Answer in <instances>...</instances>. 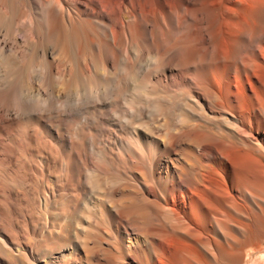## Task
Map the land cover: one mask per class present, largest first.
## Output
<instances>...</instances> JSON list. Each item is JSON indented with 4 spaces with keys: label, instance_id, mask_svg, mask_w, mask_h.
Instances as JSON below:
<instances>
[{
    "label": "bare ground",
    "instance_id": "bare-ground-1",
    "mask_svg": "<svg viewBox=\"0 0 264 264\" xmlns=\"http://www.w3.org/2000/svg\"><path fill=\"white\" fill-rule=\"evenodd\" d=\"M27 119L49 140L8 143ZM73 119L102 123V172L71 175L94 151ZM0 162L25 169L0 176V264H242L264 240V0H0Z\"/></svg>",
    "mask_w": 264,
    "mask_h": 264
},
{
    "label": "rangeland",
    "instance_id": "rangeland-1",
    "mask_svg": "<svg viewBox=\"0 0 264 264\" xmlns=\"http://www.w3.org/2000/svg\"><path fill=\"white\" fill-rule=\"evenodd\" d=\"M73 120H74L72 122V126L73 127L71 126L70 134H71V137L72 136L74 137V138L72 137V139L75 140L74 149L76 151L79 150L78 152H83L81 147L79 145H76V144L80 143V142L87 141V142H89L91 144V147L93 148L94 151L85 152L86 155H87V158H84V159H77V158H75L76 156H73L71 158V160H70V166H71L70 167V173H71V175H74V173L77 174V173H80V172H83V171H87L88 173H90V172L91 173H93V172H102V153H98V152L102 151V123L100 121L99 122L96 121V122L91 123V122L85 120L79 125V124H77L78 120L77 121L75 119H73ZM21 123L25 127L21 126ZM18 126H20V127H12L11 126L12 127L11 128V133H12L11 134V140L8 143L13 142L14 140L22 139V140H20L21 141L20 143L22 145H24V146L26 145V143L24 142L25 141L24 135L22 133H18V132L15 133V131H16L15 129L20 130L22 128H24L22 130H28V129L37 130V132H38L37 135L39 136L38 138H40L41 135L43 136V137H41V142L42 143H45L46 141L49 140L47 138V135L40 129L38 124L32 119H29V120L27 119L25 121L23 120V121L20 122V124ZM34 126H35V128H34ZM29 127H31V128H29ZM25 128H27V129H25ZM59 128H61L63 130L62 127H59ZM72 128H74V129H72ZM14 135L16 137L17 136L19 137L20 135H22V136H20L19 139H18V137L15 138ZM44 146H45V144L43 145V147ZM83 148L87 150L88 149V144L86 143ZM25 150H27V151H25ZM20 151L22 152V153L20 152L22 154V156L24 155L23 157L27 161L28 158H29L28 149L25 147V149H23V151H25L24 153H23L22 150H20ZM53 152L55 154L54 156L56 157V159L58 161H60L62 159V154L59 155L61 153L59 148L57 147L56 150L53 149ZM29 159L30 160H28L27 162H31L33 160V158H31V156H30ZM9 165L10 164L8 162H7V164L5 162H3V163L0 162V170H1L0 171V176L5 177V178L8 177L7 178V183H8L7 185L8 186H9V184H10V186H17V184L15 182V178H13V177H16L17 175H21L22 173L25 172V169L24 168H19V169L15 170V169H13L11 167V165L10 166ZM3 170H5L6 172L3 171ZM13 171H15V172H13ZM13 173H14V176H13ZM92 182H94V181H92ZM73 185H74L73 195L77 196L78 193H80V191H81L82 183H80V184L73 183ZM94 185H97V184L94 183ZM79 202H80V200H78L77 203H76V200L74 199L73 208H72L74 211H76L78 209ZM64 203H65V201L62 200L61 201V205H62V209L63 210L65 208ZM100 205H102V204H100ZM84 214H85V216H88L93 221H102V206L99 207V205L98 206L87 205V210L84 211ZM7 216H8V218H10L11 221H13V217H12L10 212L7 213ZM76 220H77V218L73 217L72 221H76ZM242 264H264V240L262 241V243L260 244V246L258 248H255V249L254 248H250V249H248V251L246 253V256H245V259H244Z\"/></svg>",
    "mask_w": 264,
    "mask_h": 264
}]
</instances>
